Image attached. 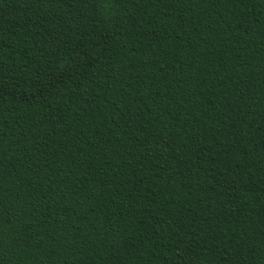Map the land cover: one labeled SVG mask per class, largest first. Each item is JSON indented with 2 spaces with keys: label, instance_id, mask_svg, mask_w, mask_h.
I'll return each instance as SVG.
<instances>
[{
  "label": "trees",
  "instance_id": "trees-1",
  "mask_svg": "<svg viewBox=\"0 0 264 264\" xmlns=\"http://www.w3.org/2000/svg\"><path fill=\"white\" fill-rule=\"evenodd\" d=\"M0 264H264V0H0Z\"/></svg>",
  "mask_w": 264,
  "mask_h": 264
}]
</instances>
